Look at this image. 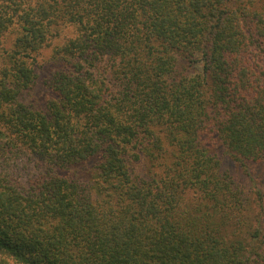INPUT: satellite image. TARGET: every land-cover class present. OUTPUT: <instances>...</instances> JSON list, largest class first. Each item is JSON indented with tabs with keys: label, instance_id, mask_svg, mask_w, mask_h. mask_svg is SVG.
I'll return each mask as SVG.
<instances>
[{
	"label": "trees",
	"instance_id": "1",
	"mask_svg": "<svg viewBox=\"0 0 264 264\" xmlns=\"http://www.w3.org/2000/svg\"><path fill=\"white\" fill-rule=\"evenodd\" d=\"M0 264H264V0H0Z\"/></svg>",
	"mask_w": 264,
	"mask_h": 264
},
{
	"label": "rangeland",
	"instance_id": "2",
	"mask_svg": "<svg viewBox=\"0 0 264 264\" xmlns=\"http://www.w3.org/2000/svg\"><path fill=\"white\" fill-rule=\"evenodd\" d=\"M32 95L37 98L39 101H41L42 97L45 96V90L41 88H37L33 91ZM225 165H228V163L225 161Z\"/></svg>",
	"mask_w": 264,
	"mask_h": 264
}]
</instances>
